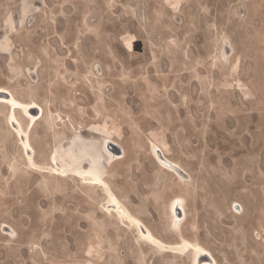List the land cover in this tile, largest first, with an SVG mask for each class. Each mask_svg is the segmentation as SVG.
Segmentation results:
<instances>
[{
    "label": "rangeland",
    "instance_id": "374dc122",
    "mask_svg": "<svg viewBox=\"0 0 264 264\" xmlns=\"http://www.w3.org/2000/svg\"><path fill=\"white\" fill-rule=\"evenodd\" d=\"M0 87L46 115L0 106V264H264V0H0Z\"/></svg>",
    "mask_w": 264,
    "mask_h": 264
},
{
    "label": "bare ground",
    "instance_id": "6f19581e",
    "mask_svg": "<svg viewBox=\"0 0 264 264\" xmlns=\"http://www.w3.org/2000/svg\"><path fill=\"white\" fill-rule=\"evenodd\" d=\"M0 94H2V97L0 96V106H3L6 109L8 108L11 110V115L13 116V117L11 116V118H12V120H11L12 124L11 125H13L14 127H16L19 130L21 129L20 133H19L20 139H21V142H20L21 145L23 147H25L26 152H28V155L30 153L35 155L38 152L39 143L31 137L30 132L26 133V132L22 131L24 129L23 125L20 122H18L15 118H16V115L18 114V112H20V110H22V109L27 110V108L30 107V108H36L38 110V115H36V116H32L31 114H29L27 112L28 117L32 118L33 121H36V120L46 116L44 107L42 105H40L39 103H37L36 101H31L29 104L22 102L21 100H19L16 97L15 94H13V92L10 89L5 88V87H0ZM111 143L118 146L119 152H115L109 148V144H111ZM152 148H153V150H152L151 154H153V157L155 158L156 162H158L160 164V166H162V168H165L166 170L173 171L175 174H178L180 176V178L183 179L182 175L185 173L182 170L181 166H179V164L177 162H174L168 156H166L164 154V152H162V150H160V148L155 146V144L152 146ZM100 151H101L100 152L101 153V160H103L102 156H104V158L107 160V163L105 160V161H103V164L105 167H108V168H111L116 162L123 161L127 158V151L124 148V146L119 141H117L115 139L108 138V137L105 138L103 142H101ZM98 170L102 172V167L100 165H99ZM95 183L104 186V190L110 198V205L121 206V207L123 206V204L120 201V196L115 191L114 192L111 191L110 187L112 185H110L108 180H104L103 178H98V181H95ZM183 202H184L183 199H179L177 201L176 209H175L174 214L171 218V222H170L171 223V230H173V231L174 230L177 231V230L181 229L180 222L183 221L184 216H185V210L183 207ZM239 208L241 209V206H239ZM128 212L131 215V211L129 210ZM134 221L136 222L138 229L141 231L145 240L147 238L148 239L147 241L149 243L155 242L157 244L162 242L161 237L159 235H157L149 226H147L145 223H143L142 221H140L138 219H134ZM5 227H10L11 230L15 231V229L12 226L5 225ZM179 233H177V234H179ZM186 241H188V240H186ZM195 247L198 249V252H197L198 256H205L209 260L211 259V263L214 261V258L211 256V254L207 250L200 248L199 245H196ZM202 264H209V263L207 261H204ZM212 264H214V263H212Z\"/></svg>",
    "mask_w": 264,
    "mask_h": 264
},
{
    "label": "water",
    "instance_id": "95a60500",
    "mask_svg": "<svg viewBox=\"0 0 264 264\" xmlns=\"http://www.w3.org/2000/svg\"><path fill=\"white\" fill-rule=\"evenodd\" d=\"M224 52H225L226 55L230 54V52H231V47H230L229 44H226V46H225V51H224ZM97 70H98V72H100V69L97 68ZM29 73H30V76H31V78H32L33 80H36V79H37V76H36V74L34 73V70H30ZM0 96L2 97V94H0ZM27 112H28L29 114H31L32 116H36V115H38V110H37L36 108H30V107H28V108H27ZM109 148H110L111 150L115 151V152H119V148H118V146L115 145V144H113V143L109 144ZM2 229H3L4 231H6V232H9V231L11 230L10 227H5V226H3ZM204 261H208V262L211 263V259L209 260V259H208L207 257H205V256H198V257H197L196 264H201V263L204 262ZM212 263H213V262H212ZM212 263H211V264H212Z\"/></svg>",
    "mask_w": 264,
    "mask_h": 264
},
{
    "label": "flooded vegetation",
    "instance_id": "af4514ba",
    "mask_svg": "<svg viewBox=\"0 0 264 264\" xmlns=\"http://www.w3.org/2000/svg\"><path fill=\"white\" fill-rule=\"evenodd\" d=\"M95 68H98V69H100V67H99V65H96V67ZM36 69V68H35ZM34 69V73L36 74V76H37V73H36V70ZM100 72H101V70H100ZM104 141V140H103ZM159 146V145H158ZM161 147V146H160ZM162 148V147H161ZM152 150H153V148H152ZM157 159V158H156ZM159 167V166H158ZM164 171V170H163ZM166 172V171H165ZM187 172V171H186ZM167 173V172H166ZM168 174V173H167ZM169 175V174H168ZM183 176V178L186 180V181H189L190 179H191V175L187 172L186 174H183L182 175ZM231 208H232V210H233V212L235 213V212H237L240 208L238 207V205H236V202L234 201V202H232L231 203ZM236 214V213H235ZM3 227V226H2ZM197 257H198V255H197ZM197 257H196V261H197ZM208 262V261H207ZM203 263V262H202ZM201 263V264H202ZM209 264H211L210 262H208ZM213 263H214V261H213Z\"/></svg>",
    "mask_w": 264,
    "mask_h": 264
}]
</instances>
